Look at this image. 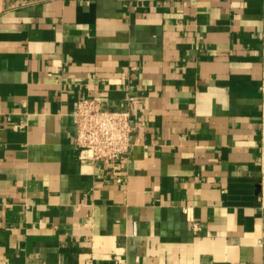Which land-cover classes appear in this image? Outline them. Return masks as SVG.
Returning <instances> with one entry per match:
<instances>
[{"label":"crops","instance_id":"crops-1","mask_svg":"<svg viewBox=\"0 0 264 264\" xmlns=\"http://www.w3.org/2000/svg\"><path fill=\"white\" fill-rule=\"evenodd\" d=\"M131 95L81 158L77 100ZM90 258L264 264V0H0V264Z\"/></svg>","mask_w":264,"mask_h":264},{"label":"built area","instance_id":"built-area-1","mask_svg":"<svg viewBox=\"0 0 264 264\" xmlns=\"http://www.w3.org/2000/svg\"><path fill=\"white\" fill-rule=\"evenodd\" d=\"M137 102L138 98L131 95L121 107L112 108L103 106L98 98L80 97L73 113L74 141L80 149V157L104 162L124 157L133 144L136 125L132 105ZM184 211L193 230H199L190 207L186 206ZM86 264H93V259H88Z\"/></svg>","mask_w":264,"mask_h":264}]
</instances>
